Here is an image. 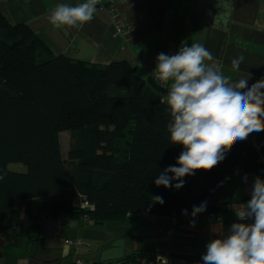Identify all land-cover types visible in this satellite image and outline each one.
<instances>
[{"label": "trees", "instance_id": "trees-1", "mask_svg": "<svg viewBox=\"0 0 264 264\" xmlns=\"http://www.w3.org/2000/svg\"><path fill=\"white\" fill-rule=\"evenodd\" d=\"M167 92L124 63L96 66L53 55L27 26H11L0 13V234L24 225L34 233L42 221L62 216L88 215L103 226L145 212L189 223L193 205L204 201L196 221L222 214L229 204L225 177H262L264 163L246 139L214 169L184 177L182 188L156 186L183 150L169 140ZM61 132L71 141L66 159ZM11 164L25 172H11ZM157 195L163 204L152 201ZM83 199L92 211L81 209ZM157 256L168 264L202 260L200 254L135 252L119 264H156Z\"/></svg>", "mask_w": 264, "mask_h": 264}, {"label": "crops", "instance_id": "crops-1", "mask_svg": "<svg viewBox=\"0 0 264 264\" xmlns=\"http://www.w3.org/2000/svg\"><path fill=\"white\" fill-rule=\"evenodd\" d=\"M84 2L0 0V13L11 26H27L53 55L96 66L124 63L143 80L160 82L151 74L159 53L172 55L194 43L203 44L213 56L206 63L219 66L233 82L249 78L250 87L264 77V0H98L94 19L82 28L49 23L58 4ZM241 55L239 69H233L232 60ZM159 84L168 91V84ZM261 137L264 131L248 141L256 149ZM259 155L264 160V149ZM256 177L243 172L225 177L226 199L234 209L250 199ZM221 220L224 233L238 222L224 212L196 221L195 227L189 222L175 228L141 215L103 226L62 216L42 221L34 233L24 225L0 234V264H119L135 252L203 255L207 243L219 238ZM75 240L88 247L66 243Z\"/></svg>", "mask_w": 264, "mask_h": 264}, {"label": "clouds", "instance_id": "clouds-1", "mask_svg": "<svg viewBox=\"0 0 264 264\" xmlns=\"http://www.w3.org/2000/svg\"><path fill=\"white\" fill-rule=\"evenodd\" d=\"M97 4L98 0L75 6L58 4L48 21L55 28H82L94 19ZM212 60L211 52L200 43L181 45L175 54L161 52L156 57L151 74L169 86L163 101L171 117L169 140L183 148L176 160L178 166L166 167L155 179L158 187L182 188L184 177L214 169L239 141L264 131V77L250 87L249 78L233 82L221 74L219 66L206 63ZM243 60V55L234 58L233 69L238 70ZM152 201L164 203L159 195ZM206 207L207 201L193 205L190 226L195 227V218ZM182 214L188 215V210ZM234 214L238 222L224 233L221 220L219 238L207 243L200 264H264V178L254 179L250 199ZM248 220L251 222H240Z\"/></svg>", "mask_w": 264, "mask_h": 264}, {"label": "built area", "instance_id": "built-area-1", "mask_svg": "<svg viewBox=\"0 0 264 264\" xmlns=\"http://www.w3.org/2000/svg\"><path fill=\"white\" fill-rule=\"evenodd\" d=\"M263 149H264V137H261V138H259V140H258V142L256 144V151L259 154L260 151L263 150ZM259 157H260V155H259ZM260 161L262 163H264V160H262L261 157H260ZM80 207H81L82 210H85V211L86 210L87 211H92L93 210V207L90 204H88L84 199H83ZM223 209H224V213H229V214H231L233 217H235L237 219V217L235 216L234 212L238 211L240 208L239 209H234L231 204H228V205H225ZM140 215H141V217L149 219V220H154L155 219L154 216L146 214L145 212H141ZM220 215H222V214H220ZM214 217H216V216L211 217V219H213ZM80 220L83 221V222H86V221H89L90 219H89L88 215H84L82 218H80ZM166 223H167L168 226H171V227L175 228V227H179L182 224H185L186 222H185V220L178 221L176 218H171ZM66 243L67 244H71V245L76 246V247H80V246L88 247L87 245L82 244L80 241H77V240H75V241H66ZM155 263L156 264H168V260L165 257L157 256L155 258ZM75 264H83V263L78 261ZM175 264H187V263L184 260H175Z\"/></svg>", "mask_w": 264, "mask_h": 264}, {"label": "rangeland", "instance_id": "rangeland-1", "mask_svg": "<svg viewBox=\"0 0 264 264\" xmlns=\"http://www.w3.org/2000/svg\"><path fill=\"white\" fill-rule=\"evenodd\" d=\"M70 136L68 132H61L60 133V148H61V154L63 159H66L67 151L70 145ZM8 169L11 172H24L25 167L21 164H11L8 166Z\"/></svg>", "mask_w": 264, "mask_h": 264}]
</instances>
